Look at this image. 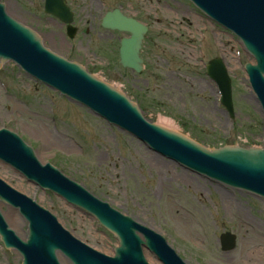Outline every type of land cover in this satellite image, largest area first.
<instances>
[{
	"label": "rangeland",
	"instance_id": "1",
	"mask_svg": "<svg viewBox=\"0 0 264 264\" xmlns=\"http://www.w3.org/2000/svg\"><path fill=\"white\" fill-rule=\"evenodd\" d=\"M9 2L13 17L52 34L46 44L84 62L86 68L129 93L149 116L172 120L177 131L205 146L262 145L264 124L244 65L253 62L239 39L208 20L187 0H67L77 34L69 39L59 21L44 12V0ZM122 8L149 27L141 74L119 64L116 32L104 30L106 11ZM60 41V45H59ZM73 46V48H71ZM223 58L233 80L235 119L217 103L216 84L205 64ZM10 127L34 147L43 162L58 165L100 199L163 235L189 264H264V201L221 186L165 160L137 139L109 126L88 109L39 84L15 64L0 70V128ZM0 177L57 216L78 239L113 255L117 238L81 210L28 183L0 162ZM4 213L9 207L2 206ZM19 218L13 229L27 235ZM224 232L237 236L222 252ZM148 262L159 264L145 250ZM63 264H68L62 260ZM0 264H22L0 241Z\"/></svg>",
	"mask_w": 264,
	"mask_h": 264
},
{
	"label": "water",
	"instance_id": "2",
	"mask_svg": "<svg viewBox=\"0 0 264 264\" xmlns=\"http://www.w3.org/2000/svg\"><path fill=\"white\" fill-rule=\"evenodd\" d=\"M191 1L212 19L238 35L256 60V65H246V71L264 114V0ZM5 4L12 15L10 3ZM64 6V0H46V11L49 14L70 22V16L66 15L68 9ZM16 19L24 23L23 19ZM103 27L131 34V38L122 40L120 64L138 73L142 72L143 59L140 51L147 28L118 11L110 13L104 19ZM69 32L73 36L75 30L69 29ZM42 35L45 43L46 38H50L53 43L52 34ZM7 61L15 62L27 73L50 88L60 91L72 101L89 107L109 123L143 141L156 153L195 173L264 197V148L243 149L227 146L209 150L208 148L223 146L206 148L191 140L187 134L185 135L190 138L150 123L143 117L138 105L123 93L125 91H119L110 85L112 82L106 81L110 83L108 84L99 79L97 73H93L97 76L89 74L79 64L69 62L46 48L38 33L11 18L5 6L0 3V67ZM79 63L85 66L84 62ZM209 74L215 77L220 86L225 107L232 111L230 80L220 60L211 63ZM144 115L149 120V116L145 113ZM18 134L21 136V133ZM0 159L36 185L50 189L69 204L90 212L120 240L115 258L94 251L67 232L53 215L0 179V201L18 208L30 224L29 239L24 242L9 229L0 213L2 240L6 248H16L21 253L23 264H60L57 256L59 251L72 264H147L142 246L154 252L163 264H185L160 233L137 223L138 219L133 218L136 220L134 221L123 215V210H119L122 212L120 213L118 209H113L109 202L101 201L53 166L43 165L32 149L8 130H0ZM68 177L72 179V176ZM15 212L11 208L8 210L10 221L13 220ZM16 233L21 236V233ZM138 233L144 236L145 241ZM234 240V236L223 235V248H233ZM88 245L92 247L91 244Z\"/></svg>",
	"mask_w": 264,
	"mask_h": 264
},
{
	"label": "bare ground",
	"instance_id": "3",
	"mask_svg": "<svg viewBox=\"0 0 264 264\" xmlns=\"http://www.w3.org/2000/svg\"><path fill=\"white\" fill-rule=\"evenodd\" d=\"M159 125L177 131V128H176L177 126L174 124V122L172 120L161 118ZM4 215H5V218L7 219L8 223H10V224H12V223L15 224L19 221V218L15 214H14L12 221H10V215H8V213H5ZM24 237L26 238V235H24Z\"/></svg>",
	"mask_w": 264,
	"mask_h": 264
},
{
	"label": "flooded vegetation",
	"instance_id": "4",
	"mask_svg": "<svg viewBox=\"0 0 264 264\" xmlns=\"http://www.w3.org/2000/svg\"><path fill=\"white\" fill-rule=\"evenodd\" d=\"M120 10L122 11V13H124V11H123V9L122 8H120ZM125 14V13H124ZM125 15H127V14H125ZM59 25L60 26H62L63 28L65 27L62 23H60L59 22ZM114 33V32H113ZM124 36H126L127 37V35H124ZM118 40H121V37H119L118 38ZM59 45H60V41H59ZM55 50V49H54ZM58 52V51H57ZM59 54L60 55H63V56H66L67 58H69V59H72V60H74V58H71L67 53H66V51L64 52V50L60 47L59 48Z\"/></svg>",
	"mask_w": 264,
	"mask_h": 264
}]
</instances>
